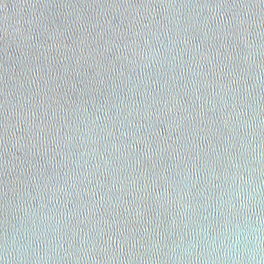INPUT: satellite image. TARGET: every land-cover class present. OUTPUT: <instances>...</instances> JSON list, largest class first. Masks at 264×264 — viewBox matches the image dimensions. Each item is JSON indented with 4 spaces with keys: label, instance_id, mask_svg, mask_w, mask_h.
<instances>
[{
    "label": "water",
    "instance_id": "water-1",
    "mask_svg": "<svg viewBox=\"0 0 264 264\" xmlns=\"http://www.w3.org/2000/svg\"><path fill=\"white\" fill-rule=\"evenodd\" d=\"M0 264H264V0H0Z\"/></svg>",
    "mask_w": 264,
    "mask_h": 264
}]
</instances>
